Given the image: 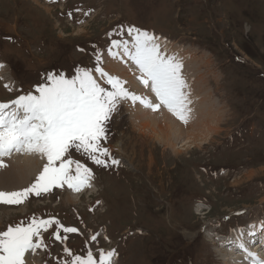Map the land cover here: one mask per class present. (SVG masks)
<instances>
[{
  "label": "rangeland",
  "instance_id": "1",
  "mask_svg": "<svg viewBox=\"0 0 264 264\" xmlns=\"http://www.w3.org/2000/svg\"><path fill=\"white\" fill-rule=\"evenodd\" d=\"M128 27L161 35L170 52L176 46L182 61L196 65L188 82L197 74L196 93L210 95L199 99L209 110L195 123L211 129L200 128L187 148L182 138L169 149L132 122L134 104L124 101L104 145L120 166L100 168L72 153L94 173L91 189L76 202L67 201L77 192L65 186L24 205H0V231L33 216L55 218L79 230L67 234L66 246L81 257L90 249L98 259L102 249L116 250L112 264H223L207 237L264 222V0H0V100L32 93L52 73L93 70L98 52L103 69L120 78L109 37ZM40 173L5 189L24 190ZM44 238L48 252L28 255L26 264L61 260L65 244ZM251 252L264 260V252Z\"/></svg>",
  "mask_w": 264,
  "mask_h": 264
},
{
  "label": "snow or ice",
  "instance_id": "2",
  "mask_svg": "<svg viewBox=\"0 0 264 264\" xmlns=\"http://www.w3.org/2000/svg\"><path fill=\"white\" fill-rule=\"evenodd\" d=\"M125 35L131 38V43L123 39ZM116 36L121 39H113ZM109 40L108 56L126 65L131 61L139 72L137 79L144 88L150 89L158 103L130 92L125 87L126 81L107 73L103 69V54L99 52L93 70L77 68L71 77L63 73L49 74L32 93L19 95L8 103L0 102V169L8 167L3 160L13 154L35 155L46 160L30 187L0 191V205H24L31 197L40 198L65 186L77 193L90 188L94 173L71 158L72 153L80 154L100 168L120 166L121 162L104 145L108 140V126L124 101L139 103L154 113L164 108L182 124L189 123L192 101L190 86L182 75L184 65L175 55L168 56L162 51L160 38L128 27L112 33ZM4 67L0 64V69ZM101 81L108 87L102 86ZM4 87L11 90L8 84ZM249 227V236L264 234V222ZM243 233L240 229L235 247L247 254L251 264H264V260L247 250ZM44 234L65 244L64 259L57 260L56 264H112L118 257L116 250L102 249L98 259L90 249L85 257L76 255L66 242L67 234H81L78 229L65 227L55 218L33 216L0 231V264H26L28 254L35 255L38 250L48 252ZM91 242L98 243L97 235L91 237Z\"/></svg>",
  "mask_w": 264,
  "mask_h": 264
},
{
  "label": "bare ground",
  "instance_id": "3",
  "mask_svg": "<svg viewBox=\"0 0 264 264\" xmlns=\"http://www.w3.org/2000/svg\"><path fill=\"white\" fill-rule=\"evenodd\" d=\"M160 41H161L162 51L166 52L168 54V56H173L176 54L175 56L178 57V59L184 65L182 75L185 78L188 85L190 86L189 87V91L191 93L190 99L192 101V103L190 105V107H191V116L190 117L193 118V120L190 121L187 125H184L180 121H178L175 117H173L164 108H161V110L159 112L154 113V112L140 106L139 103H136L135 105H133V112L131 113V120L134 123L138 122L139 123L138 128L141 131H143L144 133H146L147 136L151 135L152 139L154 138L159 143V145H163L166 148H169V149L172 148L173 150H175L177 143L182 138L183 139L186 138V143H183V145H182L183 147H185L188 144V142H194V141L198 140L199 133H197V131L200 128L207 126L209 129H211L210 128L211 126H208L207 122H205L204 125H202V123H200V121H199V124L195 123V122H197V120H199V118L203 119L204 117H206L208 115L209 107L206 108L204 105H201V103H204V102L199 101V99H201L202 97H206L207 99L205 98V100H208L209 98L207 95H210V93L204 94L201 91H200L201 95L196 93V85H197L196 79L198 78L197 74L195 75L194 80L192 79L191 82H188V78L190 77V74L193 75L192 72L196 70L195 69L196 65L194 63L185 62V59H184V61H182L183 57L181 56L180 49L178 47L173 46L174 50H172L170 52L166 48L165 43H163L161 39H160ZM112 62H113V65L118 64L116 66L117 67L116 70H117L120 78L121 79L126 78L128 80V83L130 85V87H129L130 92H132L138 96H141L143 98H146L148 100H151L153 102V104L158 103L154 94L151 93L150 89L144 88L143 85L137 79L139 72L136 69V67L131 64V61H128L127 65L125 64L124 66H119L120 63L114 62L113 60H112ZM0 75H1V79H3L5 81L6 75L2 69H0ZM205 102H207V101H205ZM204 107L207 110H205ZM201 108H203L204 111H202L203 109H201ZM213 110H215V109H213ZM160 119H165V120L163 122L159 123L160 121H158V120H160ZM202 119H201V121H202ZM182 142H183V140H182ZM187 147L188 146H186L185 148H187ZM175 152L179 153V151H177V150ZM3 162H5L8 165V167L4 168V169H0V191H12L14 189H5V188L7 186H8V188L11 187L9 185H11L12 182H15L16 180H18L22 177H23V179H26L28 181H29V179L31 180L40 171H42L43 166L46 163V160H43V159H41L35 155L28 156V155H23V154H13L10 158L5 157ZM251 173L252 172L247 173L246 175L247 176L251 175ZM250 177H252V176H250ZM69 190H71V189H69ZM71 191H73V190H71ZM83 192L84 191L77 193L75 195V197L72 196L71 198L68 197L66 199L69 202H76V201H73L72 199H74V198L80 199L79 196ZM202 211H199V212H202ZM203 213L204 212H202L201 214H203ZM206 214L207 213H204L203 215H206ZM252 224L258 225V222H256V223L252 222L248 225L247 228L244 229L245 233H243L242 240H243V243L245 244L246 248H249L248 244H249L250 239H258L260 237V236L252 237V236L248 235V231H249L248 229H250L249 226ZM239 238H240V232H237L236 230H234L230 234V237L224 240L225 245H219L217 247V249H215V254L218 258V261L223 262V264H227L229 261H238L235 264H243V263H241V261H239L241 257H243L241 260H244V259L248 260L249 257L247 256V254L245 252L243 253L242 251L238 250L234 245H232V244H234V242H239ZM207 239L210 242V245H212L213 247H216L217 244L219 243V240L213 239L212 237H209V238L207 237ZM224 241H222V242H224ZM247 245H248V247H247ZM254 246L258 247V245H254ZM28 255H30V254H28Z\"/></svg>",
  "mask_w": 264,
  "mask_h": 264
}]
</instances>
